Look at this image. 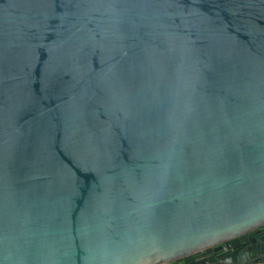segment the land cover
Returning a JSON list of instances; mask_svg holds the SVG:
<instances>
[{
    "label": "water",
    "instance_id": "95a60500",
    "mask_svg": "<svg viewBox=\"0 0 264 264\" xmlns=\"http://www.w3.org/2000/svg\"><path fill=\"white\" fill-rule=\"evenodd\" d=\"M0 264H264V0H0Z\"/></svg>",
    "mask_w": 264,
    "mask_h": 264
}]
</instances>
